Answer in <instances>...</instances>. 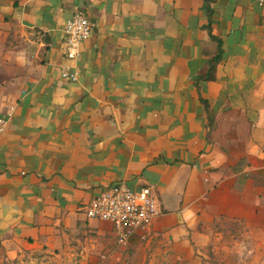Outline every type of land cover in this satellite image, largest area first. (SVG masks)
Segmentation results:
<instances>
[{
  "label": "crops",
  "instance_id": "obj_1",
  "mask_svg": "<svg viewBox=\"0 0 264 264\" xmlns=\"http://www.w3.org/2000/svg\"><path fill=\"white\" fill-rule=\"evenodd\" d=\"M209 1L0 0V112L15 107L0 264H118L148 246L159 264H212L264 247V6ZM79 11L94 28L70 59ZM119 181L150 186L161 211L124 247L86 214Z\"/></svg>",
  "mask_w": 264,
  "mask_h": 264
},
{
  "label": "built area",
  "instance_id": "obj_2",
  "mask_svg": "<svg viewBox=\"0 0 264 264\" xmlns=\"http://www.w3.org/2000/svg\"><path fill=\"white\" fill-rule=\"evenodd\" d=\"M264 6V0H256ZM94 23L82 11L75 13L65 25L66 56L77 58L83 43L93 32ZM62 76L76 80L78 72L65 68ZM15 110L11 106L6 113L0 112V134H2ZM158 199L150 186L134 189L125 181H119L96 194L86 207L88 218L107 221L114 227L117 243L126 246L131 238L145 229L160 214Z\"/></svg>",
  "mask_w": 264,
  "mask_h": 264
},
{
  "label": "rangeland",
  "instance_id": "obj_3",
  "mask_svg": "<svg viewBox=\"0 0 264 264\" xmlns=\"http://www.w3.org/2000/svg\"><path fill=\"white\" fill-rule=\"evenodd\" d=\"M128 252L129 248H126L122 253L123 255H130L131 258H127L125 262H119L118 264H159L158 262H152L154 248L148 246L139 250ZM73 264V263H72ZM86 264V263H76ZM100 264V263H99ZM212 264H264V247H255L251 253L246 248L241 249V252L228 254V251H223L219 257V260L214 261Z\"/></svg>",
  "mask_w": 264,
  "mask_h": 264
},
{
  "label": "trees",
  "instance_id": "obj_4",
  "mask_svg": "<svg viewBox=\"0 0 264 264\" xmlns=\"http://www.w3.org/2000/svg\"><path fill=\"white\" fill-rule=\"evenodd\" d=\"M206 2V8L211 13V8L209 6V0H205ZM212 37L218 41V53L209 61V68L205 75L200 76L202 79L210 80L214 78L215 69L217 66V63L221 60L222 54H223V47H222V40L220 38H217L216 36L212 35Z\"/></svg>",
  "mask_w": 264,
  "mask_h": 264
}]
</instances>
